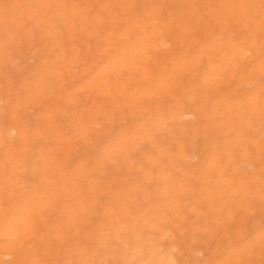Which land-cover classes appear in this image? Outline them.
<instances>
[{
  "label": "bare ground",
  "instance_id": "bare-ground-1",
  "mask_svg": "<svg viewBox=\"0 0 264 264\" xmlns=\"http://www.w3.org/2000/svg\"><path fill=\"white\" fill-rule=\"evenodd\" d=\"M264 0H0V264H264Z\"/></svg>",
  "mask_w": 264,
  "mask_h": 264
},
{
  "label": "snow or ice",
  "instance_id": "snow-or-ice-1",
  "mask_svg": "<svg viewBox=\"0 0 264 264\" xmlns=\"http://www.w3.org/2000/svg\"><path fill=\"white\" fill-rule=\"evenodd\" d=\"M262 103H261V109H260V119L262 125H264V92H262ZM264 131V129H262ZM259 150L261 153V166L264 167V140H262ZM262 181H264V178H262ZM260 201H261V206L264 207V182H262L261 189H260ZM261 241L264 242V226H262L261 229ZM211 264V262H210Z\"/></svg>",
  "mask_w": 264,
  "mask_h": 264
}]
</instances>
